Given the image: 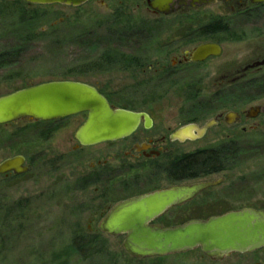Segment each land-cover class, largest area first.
Returning a JSON list of instances; mask_svg holds the SVG:
<instances>
[{
    "label": "rangeland",
    "instance_id": "1",
    "mask_svg": "<svg viewBox=\"0 0 264 264\" xmlns=\"http://www.w3.org/2000/svg\"><path fill=\"white\" fill-rule=\"evenodd\" d=\"M203 11L191 10L186 18L178 16L163 18L153 16L143 0H90L79 8L57 5L36 7L28 6L19 0H0V52L17 45L13 31L15 24L13 15L21 13L45 15L41 27L28 38L19 60L10 66L0 68V96L48 81L74 78L89 85L97 83L105 86L104 91L116 107L138 109L147 103L145 99L147 95L143 96V92L154 91L155 97L160 99L151 108L156 107L154 109L157 112L156 120L163 122L165 116L161 111L164 108L172 112L180 106L176 104V94H169L168 98L165 95L168 91L166 86L170 85L169 81L144 82L149 79L148 77L155 75L153 73L155 67L149 68V65L165 59L160 45L172 40L176 42L178 37H185L192 33L191 31L211 22L212 15L200 14L214 11L212 9ZM106 15L129 17L130 34L125 36L127 31L113 33L110 22H105L104 27H98ZM154 21L158 23L152 24ZM223 23L228 27H234V33H240L243 29L240 21L233 26L231 17L224 18ZM139 30H146L150 35L142 36L137 33ZM167 31L170 39H166ZM179 45L180 42L176 43L177 53L184 47ZM223 46L226 54L234 49L232 45ZM110 54L124 61L138 57L145 60L148 66L146 64L144 67L126 72H90L82 76L81 71H84L86 66L94 65L101 57ZM168 59L170 60L169 57ZM218 61L211 62L217 65ZM174 79L179 78L176 76ZM181 80L177 84L173 82L171 86L179 87L189 83L184 78ZM142 82L145 87L139 89L138 83ZM200 86H204L208 94V89L214 84L207 82ZM177 92L179 91L172 93ZM203 97L208 96L204 94ZM211 99L212 113L232 107L231 101L215 102V98ZM167 100L170 102L165 106L164 102ZM199 101L196 100L198 106ZM249 106L244 105L245 108ZM192 114L195 117L200 115ZM205 114L209 117L211 113ZM17 124L16 126L24 125L23 122ZM15 128L12 125L0 127V162L13 156L10 138ZM21 137V139L16 137L17 140L12 141V146L26 140L27 134ZM228 141L235 142L237 144L235 148L239 152L228 159L225 171L180 182L190 185L196 182L219 181L220 185L206 191L197 200L173 209L164 217L163 222L155 223V226L174 227L193 220H207L247 206L264 207V127L257 132L248 130L247 133H242L240 128L219 127L212 130L205 141L187 144L182 151L192 153L197 149L217 147ZM161 167L164 172V164ZM50 183L47 178L36 179L35 173L16 180L0 177V264H264V259H260L264 256V251L254 257L230 255L221 262L203 257L198 249L162 258L135 260L123 250L124 237H111L100 231V220L91 228L76 226L79 221L84 220V216L73 214L72 208L75 205L72 204L71 196L69 197L61 188L56 187L52 192L46 190ZM166 184L168 182L163 175V179L161 177L155 187L165 188ZM15 203H18L19 210ZM7 209L11 215L10 212L6 215ZM97 213L91 215L92 220L96 219L94 216ZM77 230L80 236H86V241H93V238L99 235L100 238L97 240L104 245L107 258L103 257L105 254L93 258L92 261H81L72 248L75 237L73 234L75 235Z\"/></svg>",
    "mask_w": 264,
    "mask_h": 264
},
{
    "label": "flooded vegetation",
    "instance_id": "2",
    "mask_svg": "<svg viewBox=\"0 0 264 264\" xmlns=\"http://www.w3.org/2000/svg\"><path fill=\"white\" fill-rule=\"evenodd\" d=\"M199 9L202 11L212 9L214 12L200 14L212 15L210 17L212 21L194 30L196 32L191 31L192 33L185 37H178L176 42L172 40V42L167 41L160 45L162 56H165V59L157 60L155 64L149 65V68L155 67L153 70L155 75L148 77L149 79L144 82L169 81L170 85H165L166 88L168 87L165 95L168 98L169 94H176V104L180 106L172 112L164 108L161 111L165 116L163 122L156 120L157 112L154 110L156 107L151 108L160 99L155 97L154 91L143 92V96L147 95L145 98L147 103L138 109H131L114 106L104 91L105 86L97 83L87 84L95 88L112 107L141 114L136 130L130 136L119 141L84 146L75 139V134L85 122L86 114H77L48 122L21 119L7 124L16 127L10 138L11 149H13V156L10 158H23V167H26L27 170L23 174L17 175L10 172L0 175V177L16 180L27 174L35 173L36 179L47 178V181L51 183L49 187H46V190L52 192L56 187L61 188L69 197L71 196L72 204L75 205L72 208L74 209L73 214L78 213L80 216H84V220L79 221L80 223H77L76 226L91 228L99 220L100 226L107 213L121 202L172 186L189 185L170 182L166 179L168 184L165 188L155 187L161 177L163 179L162 164L166 166L177 157L189 154L182 151L185 145L205 141L209 133L219 127L240 128L242 133H247L248 130L257 132L262 129L264 127V2L215 0L196 8H191L188 4L185 6L176 4L174 12L170 15L152 12L151 14L163 18L171 16L186 18L187 15H190L188 13L191 10ZM230 17L233 26L240 21V26H243L240 33H234V27H228L226 23H223L224 18L229 19ZM157 23L158 21L152 22V24ZM210 25L217 27V30L210 33L211 35L205 31V28ZM137 33L145 37L150 35L146 30H139ZM128 34L130 33H126L125 36ZM166 34V39H170L168 31ZM204 35L206 36L202 37ZM198 36L202 38L199 39ZM179 42L181 44L179 47H184L177 53L176 43ZM202 45L217 46V54H208L209 56L203 60L194 61L192 58L195 50ZM223 45H232L234 49L226 54ZM108 57L111 59L98 61L91 65V73L126 72L139 69L147 64L145 60L138 57L127 59V61L113 59L112 54ZM217 60H219L217 65L211 62ZM212 69H214L213 72ZM176 76L179 78L178 80L174 79ZM183 78L189 83L184 84L185 86H171L173 82L177 84ZM55 81L80 82L74 78ZM144 82L138 83L139 89H144ZM207 82L214 84L208 89V94L207 89L200 86ZM176 91L179 92L172 93ZM204 94L208 97H203ZM211 98H215V102L231 101L232 107L212 113L213 100ZM197 99L200 100L199 106L196 105ZM169 102L167 100L164 105L166 106ZM245 104H249V108H245ZM207 112L211 113L209 117H206L205 113ZM192 113H200V115L195 117ZM19 122H23L24 125L16 126ZM7 125H2V127ZM190 126L197 129L205 128V132L201 134L191 132L186 135H182L184 134L182 133L180 136H175L176 132H182L184 128ZM26 134V140H22V143L19 141L17 145L12 146V141L17 140L16 137L21 139V136ZM219 145L235 147L237 144L228 141ZM220 183L202 191L192 200L171 208L155 220L153 225L163 222L164 217L173 209L197 200L203 193L219 186ZM241 209L264 211V207L258 208L256 205ZM95 212H98L94 216L96 219L92 220L91 215L93 216ZM263 249L249 254L234 255L254 257L260 255V252L264 251ZM261 258L264 259V256Z\"/></svg>",
    "mask_w": 264,
    "mask_h": 264
},
{
    "label": "water",
    "instance_id": "3",
    "mask_svg": "<svg viewBox=\"0 0 264 264\" xmlns=\"http://www.w3.org/2000/svg\"><path fill=\"white\" fill-rule=\"evenodd\" d=\"M29 6H63L79 8L89 0H19ZM215 0H144L154 14L170 15L175 5L202 7ZM264 2V0H257ZM217 46L202 45L193 60L217 54ZM214 51V53H213ZM86 114L75 139L81 145H99L130 136L138 127L141 114L114 108L84 83L55 81L32 85L0 96V126L21 119L48 122ZM147 120L146 117H144ZM148 121V120H147ZM205 132L190 126L175 136ZM24 160L14 157L0 163V175L23 174ZM219 182L177 185L139 196L115 205L103 218L100 231L111 237H124L123 250L134 259L162 258L199 249L204 257L220 262L231 254H249L264 248V211L241 209L208 218L193 220L174 227H159L153 222L173 207L182 205Z\"/></svg>",
    "mask_w": 264,
    "mask_h": 264
},
{
    "label": "trees",
    "instance_id": "4",
    "mask_svg": "<svg viewBox=\"0 0 264 264\" xmlns=\"http://www.w3.org/2000/svg\"><path fill=\"white\" fill-rule=\"evenodd\" d=\"M13 17L15 20L13 31L15 32V44L17 45H15L14 48L12 47V49H5L0 52V68L2 66H10L19 60L25 50V44L28 42V38H31L33 32L41 27L45 15H24L21 13L20 15H13ZM105 22L111 23L113 33L115 34L120 32L123 33L124 31L129 33L131 31V20L126 15L103 16L102 22L98 27L106 26ZM51 30L54 31L55 29ZM215 30H217V27L211 25L205 28V31L209 32V35ZM205 36L206 35L202 37ZM202 37L198 36L199 39ZM112 58L116 59L114 57ZM110 59L111 58L107 55H104L101 57L100 61ZM81 72L83 73L82 76L90 73L91 65L86 66V69ZM238 152V149L235 147L231 148L225 145L196 150L195 152L177 157L173 162L167 163L164 169V176L170 182H181L195 180L211 174H217L226 170L228 159L237 155ZM15 207L19 210L18 203H15ZM7 210L6 215H9L10 210ZM73 237L77 242L73 240L72 248L81 261H92L93 258L106 254V251L103 248L104 245L99 242L100 240H97L100 238L99 235L95 236L93 241H86V236H80L77 230L75 235L73 234ZM89 239L91 240V238ZM103 257L107 258V254Z\"/></svg>",
    "mask_w": 264,
    "mask_h": 264
}]
</instances>
